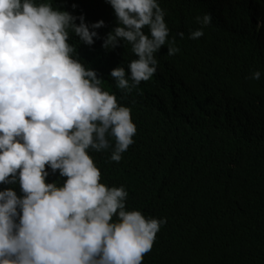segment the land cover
<instances>
[{"label": "trees", "instance_id": "1", "mask_svg": "<svg viewBox=\"0 0 264 264\" xmlns=\"http://www.w3.org/2000/svg\"><path fill=\"white\" fill-rule=\"evenodd\" d=\"M34 2L105 22L92 46L71 33L68 42L136 125L119 162L110 160L111 147L89 155L100 183L128 192L126 211L166 218L142 264H264V0H158L180 51L170 56L164 46L154 54L156 71L135 86L140 93L118 88L108 75L117 66L127 75L138 57L128 42L101 47L116 19L106 0ZM205 13L211 24L189 39L200 27L194 18ZM254 71L259 80L248 78ZM46 170V183L67 179ZM7 187L24 195L18 182L0 184Z\"/></svg>", "mask_w": 264, "mask_h": 264}, {"label": "clouds", "instance_id": "2", "mask_svg": "<svg viewBox=\"0 0 264 264\" xmlns=\"http://www.w3.org/2000/svg\"><path fill=\"white\" fill-rule=\"evenodd\" d=\"M106 3L116 19L101 47L111 51L128 42L138 57L127 75L120 66L108 75L130 90L153 76L156 52L167 46L171 56L180 48L158 0ZM194 19L200 27L188 38L196 40L212 16ZM104 26L51 3L0 0V184L18 182L24 194L0 190V264H142L166 223L126 211L128 192L100 183L89 155L111 147L110 160L119 162L136 133L130 108L102 90V78L75 58L68 42L71 33L90 47ZM46 165L67 178L62 185L46 183Z\"/></svg>", "mask_w": 264, "mask_h": 264}, {"label": "rangeland", "instance_id": "3", "mask_svg": "<svg viewBox=\"0 0 264 264\" xmlns=\"http://www.w3.org/2000/svg\"><path fill=\"white\" fill-rule=\"evenodd\" d=\"M129 91H131L132 93H140L141 92V90L136 88V87H131Z\"/></svg>", "mask_w": 264, "mask_h": 264}]
</instances>
